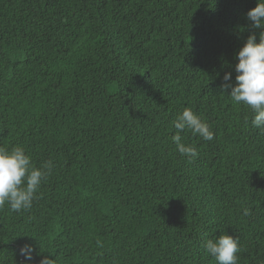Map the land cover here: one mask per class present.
<instances>
[{
	"label": "trees",
	"instance_id": "1",
	"mask_svg": "<svg viewBox=\"0 0 264 264\" xmlns=\"http://www.w3.org/2000/svg\"><path fill=\"white\" fill-rule=\"evenodd\" d=\"M257 0H0V146L52 161L32 207L0 209V264H264V133L235 104ZM191 108L212 140L180 133ZM244 208L249 210L244 215Z\"/></svg>",
	"mask_w": 264,
	"mask_h": 264
},
{
	"label": "clouds",
	"instance_id": "2",
	"mask_svg": "<svg viewBox=\"0 0 264 264\" xmlns=\"http://www.w3.org/2000/svg\"><path fill=\"white\" fill-rule=\"evenodd\" d=\"M247 17L253 28L264 30V0H257L256 6L247 13ZM236 58V84L233 86L228 83L231 73H225L222 88H231L229 96L235 104H243L251 109L254 113L252 125L264 133V31L259 33V42L256 34L249 35ZM173 126L177 131L172 140L182 156L195 157L197 152L194 146H186L181 142V132L190 130L193 136L198 135L204 140L214 138L206 120L188 107L178 115ZM52 167V161L43 165L46 171L35 167L22 146L11 149L0 146V209L6 205L15 213L31 209L36 193ZM248 212L244 208V215H248ZM205 248L217 264H237V253L241 250L238 238L227 233L214 240L209 239ZM33 251L31 244L21 247L20 253L25 258V264L31 261ZM40 264H53V260L45 256Z\"/></svg>",
	"mask_w": 264,
	"mask_h": 264
}]
</instances>
